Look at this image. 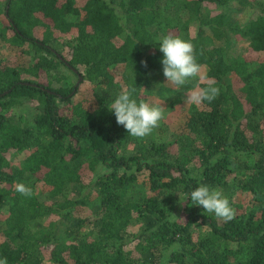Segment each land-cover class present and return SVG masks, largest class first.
<instances>
[{
  "label": "trees",
  "instance_id": "trees-1",
  "mask_svg": "<svg viewBox=\"0 0 264 264\" xmlns=\"http://www.w3.org/2000/svg\"><path fill=\"white\" fill-rule=\"evenodd\" d=\"M169 34L193 43L204 79L165 84ZM240 39L256 56L232 54ZM0 48L7 264H264V0H0ZM208 85L214 100L144 138L106 107L123 86L170 112ZM200 184L238 199L232 220L190 200L179 219L177 193Z\"/></svg>",
  "mask_w": 264,
  "mask_h": 264
},
{
  "label": "clouds",
  "instance_id": "clouds-1",
  "mask_svg": "<svg viewBox=\"0 0 264 264\" xmlns=\"http://www.w3.org/2000/svg\"><path fill=\"white\" fill-rule=\"evenodd\" d=\"M157 48L162 53L160 63L166 79L165 84L183 87L189 80L204 79L194 45L190 41L169 34L160 38ZM143 64L147 68V61H143ZM218 94L217 87L208 85L202 89L191 90L184 97V101L199 105L203 101L211 102ZM106 107L115 116L116 123L136 138L151 135L164 118L163 107L150 101L138 100L135 88L122 86L111 104ZM16 191L25 197L32 195V189L24 184L17 185ZM177 195L180 202L190 200L192 206L201 207L205 212L212 213L224 221H230L234 217L230 200L220 190L210 185L200 184L186 192L183 199L179 193ZM0 264H7V259L0 257Z\"/></svg>",
  "mask_w": 264,
  "mask_h": 264
},
{
  "label": "rangeland",
  "instance_id": "rangeland-1",
  "mask_svg": "<svg viewBox=\"0 0 264 264\" xmlns=\"http://www.w3.org/2000/svg\"><path fill=\"white\" fill-rule=\"evenodd\" d=\"M5 2V0H2V3H4ZM238 17L242 20V21H245L246 19V17H245V15H244V13H239L238 14ZM192 33L193 34H195V29H193V31H192ZM248 45H249V43H248V41L247 40H239L238 42H237V45L234 47V49L232 50V54H234V55H241V54H246L247 53V55H251L252 57L253 56H256V55H254V54H252L251 52H249L248 51ZM1 52H6V50L3 48V49H1L0 48V53ZM258 59H260V60H264V52L263 53H259V55H258V57H257ZM61 73L62 74H66V75H70L72 78H73V80H75L76 82H77V79H76V77H74L73 75H72V73H70V71H68V70H66V69H64V68H62L61 69ZM205 73H206V66H203L202 68H201V74H202V76H204L205 75ZM78 86L80 87L79 88V93L77 94V96L75 97V99H82L83 97H85L86 95H88L87 94V91H89V86L87 85V84H83L82 85V81L78 84ZM189 93V91H187L186 92V95ZM150 102L151 103H153V104H155V105H160V106H162L163 107V109H164V118H163V122L165 123V124H168V125H174V123L177 121L176 119H177V117H178V115H179V113H181L183 110H185V111H187L188 109H189V107H190V105H191V103H185V101L182 103V105L180 106V105H177V109L176 110H173V111H170V112H167V111H165V109H166V107H167V102L163 99V98H161V97H158V96H151L150 97ZM183 116H185V113H183L182 112V115H181V117H183ZM180 117V118H181ZM179 118V119H180ZM18 158H20V157H18ZM22 158V157H21ZM89 180V178H86V181H88ZM226 196V195H225ZM227 197V196H226ZM236 197V196H235ZM244 196H242V198H243ZM228 199H229V197H227ZM238 201V199L237 198H234L233 199V203H236ZM240 201V200H239ZM246 199H241V201H240V203L239 204H241L242 202L244 203V204H246ZM187 203V201L186 202H181L180 204H179V206H178V208H177V212H176V215L177 216H179L180 218L179 219H181V220H183V216L185 215V213H186V210H185V204ZM230 203H231V201H230ZM233 203H231V206L233 207V209L234 210H236V206L233 204ZM220 219V218H219ZM221 221H222V219H220Z\"/></svg>",
  "mask_w": 264,
  "mask_h": 264
},
{
  "label": "water",
  "instance_id": "water-1",
  "mask_svg": "<svg viewBox=\"0 0 264 264\" xmlns=\"http://www.w3.org/2000/svg\"><path fill=\"white\" fill-rule=\"evenodd\" d=\"M75 71H76V70H75ZM79 77H80V79H79V83H80V81L82 80L83 77H82L81 75H80ZM79 83H78V84H79ZM6 93H7V92H6Z\"/></svg>",
  "mask_w": 264,
  "mask_h": 264
}]
</instances>
